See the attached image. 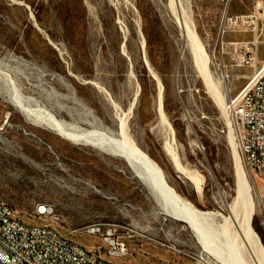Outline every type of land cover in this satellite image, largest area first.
Instances as JSON below:
<instances>
[{
	"label": "rangeland",
	"instance_id": "obj_1",
	"mask_svg": "<svg viewBox=\"0 0 264 264\" xmlns=\"http://www.w3.org/2000/svg\"><path fill=\"white\" fill-rule=\"evenodd\" d=\"M189 2L210 74L225 85V101L253 72L244 57L253 56L257 65L264 61V0ZM166 5V0H0V71L37 112L31 119L11 105L0 79V200L24 221L32 219L36 204L51 205L45 222L115 264L203 263L193 231L152 212L146 189L123 159L36 122L43 111L80 128L113 133L123 119L130 139L199 210L227 216L218 192L227 203L236 195L228 132L220 131L226 111L208 95L189 54H181ZM254 37L256 48L250 46ZM148 65L163 87L165 120L156 111L158 84ZM168 142L200 181V192L174 168ZM248 173L254 189L250 224L264 248L262 180ZM91 226L98 231L88 233ZM106 232L125 243L124 254L108 256ZM242 241L252 260L254 248Z\"/></svg>",
	"mask_w": 264,
	"mask_h": 264
},
{
	"label": "bare ground",
	"instance_id": "obj_2",
	"mask_svg": "<svg viewBox=\"0 0 264 264\" xmlns=\"http://www.w3.org/2000/svg\"><path fill=\"white\" fill-rule=\"evenodd\" d=\"M166 1L169 16L178 29L181 54L183 52L189 54L193 65L202 78L208 95L225 112V85L222 80H214L210 74L205 48L196 32L195 24L191 17L189 0ZM150 67L148 65L153 78L158 84L156 111L160 118L165 120L163 87L158 75ZM0 79H2L3 85L7 90H4L6 92L4 95H6V99L11 105L15 106L25 117L37 118L35 117L37 112L29 107L30 98L24 96L16 88H12L13 80L2 71H0ZM42 114L39 115L43 117L39 120L37 119L36 122L46 125L67 140L93 147L101 153L123 159L134 176L146 189L147 195H149L152 202V212L182 222L193 231L200 247L198 256L200 263L264 264V248L259 236L250 224L254 213V189L250 184L248 170L242 162L240 152L230 131L228 132V138L234 159L236 195L231 203H227L222 192H218L227 212V216H222L214 212L199 210L178 194L167 183L160 166L126 134L123 119L119 121L118 132L113 133L103 128V130L99 129L100 127L96 126L90 128L74 126L62 119H58L55 114L49 111H43ZM169 127L173 138V130L170 125ZM171 144L169 142L166 143L167 150H165L168 151L167 154H170L171 160L174 162V168L192 182L195 189L200 192V181L180 164L175 148ZM243 237L247 241L249 248H254L253 251L249 249L252 254V260L247 257L245 241H242Z\"/></svg>",
	"mask_w": 264,
	"mask_h": 264
},
{
	"label": "built area",
	"instance_id": "obj_3",
	"mask_svg": "<svg viewBox=\"0 0 264 264\" xmlns=\"http://www.w3.org/2000/svg\"><path fill=\"white\" fill-rule=\"evenodd\" d=\"M257 7L262 9L259 1ZM256 40L257 37L252 39L251 47L256 48ZM243 62L252 65L253 72L237 92L227 96V124L220 131H230L244 166L262 180L258 200L264 210V61L257 65L249 55ZM52 212L51 205L38 203L32 219L24 221L16 216L12 206L0 200V264H115L45 222ZM96 231L98 228L93 226L87 229L88 233ZM104 242L110 257L126 251L125 243L115 240L109 232L104 235Z\"/></svg>",
	"mask_w": 264,
	"mask_h": 264
}]
</instances>
